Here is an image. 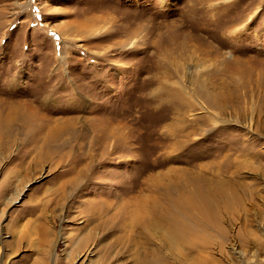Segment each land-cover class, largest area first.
Instances as JSON below:
<instances>
[{
    "label": "rangeland",
    "instance_id": "1",
    "mask_svg": "<svg viewBox=\"0 0 264 264\" xmlns=\"http://www.w3.org/2000/svg\"><path fill=\"white\" fill-rule=\"evenodd\" d=\"M218 169L242 203L186 218L195 264H264V0H0V264H132L130 202Z\"/></svg>",
    "mask_w": 264,
    "mask_h": 264
},
{
    "label": "bare ground",
    "instance_id": "2",
    "mask_svg": "<svg viewBox=\"0 0 264 264\" xmlns=\"http://www.w3.org/2000/svg\"><path fill=\"white\" fill-rule=\"evenodd\" d=\"M179 87H181V89H179L180 93L178 96H180L183 99L184 97L181 94V90H183L185 93L186 90L182 87V85H179ZM220 106L221 103L218 101L215 102V104L213 105V107L216 110V114H220L222 117L221 110L220 111L217 110L219 109ZM215 120H217V118L214 116V121ZM215 122L218 123L219 121H215ZM182 126H181V119L179 117L177 120H174L168 127V131L170 135L175 136L174 139H177L178 136L177 131H179L181 128H184ZM181 130H183L184 132L185 128ZM190 131L192 130L190 129ZM194 132L195 129L193 133ZM193 133L191 134L193 135ZM178 141H176V143H173L172 146L174 148L177 147ZM228 153L230 152L228 151ZM242 163L243 160L236 161V167L232 173H236L238 168L239 169L242 168L243 165ZM222 164L223 162H221L220 160L215 164L214 168H216V166L220 167ZM201 168L203 170L208 169L203 164L201 165ZM171 170H173V168ZM184 170L188 171L187 168H185ZM217 171L218 173L215 174L217 175V177H213V175L211 176L210 173H207L206 176L204 175L201 176L202 172L196 174L195 176H191V173L188 172V175L186 176L185 179H183V177L180 176H176V177L171 176V178L169 177L167 179L159 177L160 175L156 176L155 178H153L152 182L150 181V184L152 185L153 188H156L157 190L163 189L164 193L158 194L155 192V190L154 191L151 190L147 194H144L143 196L140 197L139 201L143 204H138L135 206L132 202H130L131 208L130 210H128L130 214L128 216V220H125V222L123 223V227L128 230H133L136 233L138 231L139 235L136 238V245L140 244L145 249H148L149 251L151 250V252H148L147 250V254L144 251L135 252V255L132 256L133 259L132 264H170L163 256L161 248L154 246V243H158L159 240L156 241L157 237L156 238L154 237L155 234L153 235L152 234L153 232H157L161 240L166 239L167 240L166 242L170 245L172 251L176 252V254H179L181 257H190L191 262L195 264V256H193V253H195V228H192L195 225V223H193L191 220L186 218H191V213H195V207H196L197 210H199L203 214L202 220L206 219L208 222L211 220L218 221L221 218L220 215L222 213L224 212L233 213V210L241 207V203H242L243 197L241 198L240 195L238 194L239 192L237 193L236 191L233 190L232 182L228 179L229 177L228 178L221 177L220 169H218ZM79 180H80L79 177H74L72 178L71 182L75 184L78 183ZM162 194L163 196L159 197V195ZM147 199L148 201H152V203L150 204V208L152 211L156 210V214H150L149 213L150 211L148 210L150 208L146 209ZM180 208L181 210H179ZM99 225L100 227H102L101 229L104 230H106L109 227V226H105L103 222L101 224L99 223ZM126 235L127 234H125L124 237H126ZM89 236L90 234L87 235L85 239H87ZM131 240L133 241L132 238ZM132 241H130V244ZM186 248L188 250L187 253L185 254L182 251L186 250Z\"/></svg>",
    "mask_w": 264,
    "mask_h": 264
}]
</instances>
